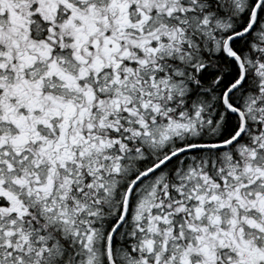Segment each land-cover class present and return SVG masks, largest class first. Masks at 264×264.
Listing matches in <instances>:
<instances>
[{
  "label": "snow or ice",
  "instance_id": "1",
  "mask_svg": "<svg viewBox=\"0 0 264 264\" xmlns=\"http://www.w3.org/2000/svg\"><path fill=\"white\" fill-rule=\"evenodd\" d=\"M0 264H264V0H0Z\"/></svg>",
  "mask_w": 264,
  "mask_h": 264
}]
</instances>
